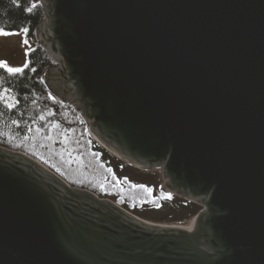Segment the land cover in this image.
<instances>
[{
	"label": "water",
	"instance_id": "water-1",
	"mask_svg": "<svg viewBox=\"0 0 264 264\" xmlns=\"http://www.w3.org/2000/svg\"><path fill=\"white\" fill-rule=\"evenodd\" d=\"M42 4L54 95L203 207L151 222L0 145V264H264V0Z\"/></svg>",
	"mask_w": 264,
	"mask_h": 264
},
{
	"label": "trees",
	"instance_id": "trees-1",
	"mask_svg": "<svg viewBox=\"0 0 264 264\" xmlns=\"http://www.w3.org/2000/svg\"><path fill=\"white\" fill-rule=\"evenodd\" d=\"M33 1L0 0V25L8 30L26 27L28 34L37 39L36 29L46 14L41 2L35 3L31 12L26 11ZM57 65L38 42L23 74L9 75L0 68L4 78L0 90L11 89L7 96L12 99L8 102L14 105L9 108L0 101V145L29 154L71 185L108 197L132 213L141 215L139 209L144 204H158L168 205V211L162 217H151L155 221L195 217L200 205L181 197L166 198L168 193L164 194L163 188L149 182L152 176L136 180L127 172H117L120 169L112 164L115 156L93 138L81 112L71 100L57 98L45 81L46 71ZM118 175L127 181L125 189L117 182Z\"/></svg>",
	"mask_w": 264,
	"mask_h": 264
},
{
	"label": "rangeland",
	"instance_id": "rangeland-1",
	"mask_svg": "<svg viewBox=\"0 0 264 264\" xmlns=\"http://www.w3.org/2000/svg\"><path fill=\"white\" fill-rule=\"evenodd\" d=\"M39 1L42 3V0H39ZM45 20H46V16H45ZM5 30L11 31V32H17L19 34L9 35V36H0V61H6L8 63V65L12 66V67H22L26 60L29 62V54L34 48H36V46L39 42L38 41V34L36 33V36H37V39H36L28 33L25 35L21 30H8L6 28H5ZM24 39L28 40L29 43L27 45L23 44ZM26 52H27V55H25ZM114 156L116 158L115 157L112 158L113 159L112 164L115 167H118V169H120V171L118 170L117 172H119V173L127 172L128 174L131 175V179L134 178L136 180L138 179V177L140 179L142 178L143 180L146 179V177L144 178V175L152 176V177H150L149 182L156 183L158 189H159V187H160V189L163 188L164 194L168 193V195L170 194V196H172V197H175V196L179 197L178 195H176L174 192H172L165 185V182L168 179L163 176L162 167L152 168V169L138 168V167H135L133 165L128 164L124 160L118 158L116 155H114ZM121 177L122 176H119V178L117 177L116 180L119 184L124 186L122 188L125 189L127 187V181ZM198 205H200V204H198ZM200 206L203 207L202 205H200ZM167 208H168V205H164V206L159 205L158 206V204H153V205H150V204L145 205L144 204L139 209L142 214L141 215H138L136 213H134V214L138 215L141 218H144L148 221L155 222V223L178 225V226H183V227L192 226L194 217H188V218L178 220V221H174V222H158V221H155L154 219H151V217H162L163 215H165V213L168 211ZM143 215L148 216V218L144 217Z\"/></svg>",
	"mask_w": 264,
	"mask_h": 264
},
{
	"label": "snow or ice",
	"instance_id": "snow-or-ice-1",
	"mask_svg": "<svg viewBox=\"0 0 264 264\" xmlns=\"http://www.w3.org/2000/svg\"><path fill=\"white\" fill-rule=\"evenodd\" d=\"M13 3H16V0H13ZM35 7H36V4L33 3L31 5V7H28L26 9V11L31 12ZM21 31L26 35L29 30L25 27V28L21 29ZM17 34H19V33L6 31L5 26H0V36H9V35H17ZM28 43L29 42L27 39L23 40V44L27 45ZM25 55H27V52L25 53ZM28 67H29V62L27 60L24 62L22 67H12V66H9L6 61H0V68L5 69L9 75H13V76L17 75V74H23L24 70ZM3 79L4 78L2 76H0V82H3ZM10 91H11V89H8V88L0 90V101L5 102L6 106L9 108L14 106L12 103L8 102L10 99H12L11 97L7 96V93H9ZM13 123H15V121H13ZM148 191H151V190H148ZM166 198H170V194L168 196H166Z\"/></svg>",
	"mask_w": 264,
	"mask_h": 264
},
{
	"label": "built area",
	"instance_id": "built-area-1",
	"mask_svg": "<svg viewBox=\"0 0 264 264\" xmlns=\"http://www.w3.org/2000/svg\"><path fill=\"white\" fill-rule=\"evenodd\" d=\"M38 2H40L39 0H34V3H38Z\"/></svg>",
	"mask_w": 264,
	"mask_h": 264
},
{
	"label": "bare ground",
	"instance_id": "bare-ground-1",
	"mask_svg": "<svg viewBox=\"0 0 264 264\" xmlns=\"http://www.w3.org/2000/svg\"><path fill=\"white\" fill-rule=\"evenodd\" d=\"M192 226H190V227H186V228H191Z\"/></svg>",
	"mask_w": 264,
	"mask_h": 264
},
{
	"label": "flooded vegetation",
	"instance_id": "flooded-vegetation-1",
	"mask_svg": "<svg viewBox=\"0 0 264 264\" xmlns=\"http://www.w3.org/2000/svg\"><path fill=\"white\" fill-rule=\"evenodd\" d=\"M176 194V193H175ZM177 195V194H176ZM179 196V195H178ZM179 197H181V196H179ZM181 198H183V197H181Z\"/></svg>",
	"mask_w": 264,
	"mask_h": 264
}]
</instances>
